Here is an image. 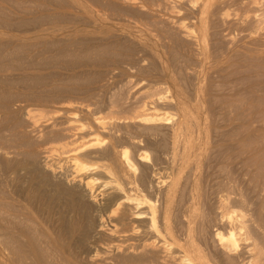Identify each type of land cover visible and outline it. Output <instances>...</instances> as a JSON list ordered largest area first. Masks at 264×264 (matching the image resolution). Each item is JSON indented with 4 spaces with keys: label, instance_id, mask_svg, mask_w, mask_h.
<instances>
[{
    "label": "rangeland",
    "instance_id": "obj_1",
    "mask_svg": "<svg viewBox=\"0 0 264 264\" xmlns=\"http://www.w3.org/2000/svg\"><path fill=\"white\" fill-rule=\"evenodd\" d=\"M70 134L158 226L176 176L172 233L193 219L210 264H264V0H0V264H179L115 250L101 195L67 200Z\"/></svg>",
    "mask_w": 264,
    "mask_h": 264
},
{
    "label": "bare ground",
    "instance_id": "obj_2",
    "mask_svg": "<svg viewBox=\"0 0 264 264\" xmlns=\"http://www.w3.org/2000/svg\"><path fill=\"white\" fill-rule=\"evenodd\" d=\"M72 114L73 115H71L69 119L70 122L77 119V118L74 119L76 115L74 113ZM144 115L145 116L143 115L140 116L142 118V119L140 118V120L143 121L144 119L145 122H147L148 119H151V121L158 119L159 121L160 118H162L161 120L164 119L165 121L166 118L165 116L164 117L159 116V114L158 116L155 114H153L154 116L151 114H149L150 116H147L148 114L146 115V113ZM97 120L99 119L97 118ZM175 128L176 130H173L174 132L172 131V135L173 133H175V135H178L179 129H177L178 127ZM175 135L173 136L177 137ZM72 137L73 135L70 134L68 137L69 140L66 141L61 146L62 148L61 152L71 162L72 169L70 170L69 173V175L71 176V178L69 177L70 178L69 180L72 181L73 186L72 188L63 187L62 192L65 194L67 200L70 201V203L80 202L84 210L90 209L89 202L95 201L97 199L96 196L98 194L102 196L104 208L108 209L111 213L109 215L110 216L113 215V217L117 215L116 218L112 220L113 222L111 221L112 222L111 227L107 228L106 231V234L109 235L110 237L117 238V241H115L117 243H115L114 245L115 250L123 251L124 253H126L125 254L126 256H131V257L137 256L138 254L150 253L154 255L159 262H165V261L169 262L171 261V259L172 260L179 259L180 261L179 264H210L204 252H202V250L197 246L195 241L196 239H194L193 236L194 230L191 225V223L194 222L193 219L192 221H190L191 220L190 218L188 219L189 222L186 224L185 230L182 233L183 235L181 238L180 237L178 238L177 235H174L172 233L173 230H171V226L169 222L170 218H168V207L169 204L171 205L172 203L173 200L172 198H174L175 185L177 183L176 176L175 177L171 176V178L167 177L168 179L159 177V181H160L159 183L161 184L163 183L165 187L164 183L167 182L166 184L167 186L164 188L163 191L164 208L162 209L161 219H160L161 221H160V225L158 226L155 217L156 210L150 198H148L147 195L142 193L137 188L138 186H133V182L131 185L128 183L130 186H126L128 185L126 184L125 185L126 188L123 187V185H121L122 183L119 177L122 176L123 173L122 169L124 170L125 173H129V172H133L135 168V164L131 160L128 151L126 149H122L119 151L118 149L112 148L111 157L122 168V169L120 168L119 171V172L122 171V173L119 174V177H116V179L117 178L119 179L118 182L116 181L115 178H113V176H117V175H114L115 174L113 173L114 171L110 170L111 169L109 168L110 166L108 167L107 165H105L101 169H99L98 165H94V166L89 165L88 162L82 157L83 156L82 151L85 150L84 148L87 145V143L76 145L74 141L75 138ZM191 152L192 151L190 150V153ZM190 153L188 151L186 153L187 155L185 153L184 154L188 156V154ZM193 155L195 156V154ZM137 157L141 160H145L147 158V155L144 153H139V156ZM177 169L178 168H176L175 171ZM51 171L53 172V169H50V172ZM111 172L113 173V176ZM124 175L125 174H123L122 176L123 178ZM132 177L133 176L131 175V179H133ZM131 179L129 178L130 181ZM126 182L127 180L125 181V183ZM99 187H103L106 190L105 191L103 190V192H101L102 189H100ZM191 199L192 200L190 205L192 207L194 202V197L192 196ZM83 201H89V202L83 203ZM232 219L235 218L233 217L229 218V225H231L232 227L229 226L231 227L230 228L231 230H229L230 232L228 233V236L226 238L227 242L223 240L224 237L218 232L220 234V238L218 242L221 248L225 249V251L230 250L231 245L236 242L237 239L235 238L236 237L235 231L236 230L239 231L242 228L241 224L239 225V223L236 226L235 224L236 222L234 223V220ZM102 230L104 231L103 225L100 224L98 231L101 232ZM174 255L177 258L173 259Z\"/></svg>",
    "mask_w": 264,
    "mask_h": 264
}]
</instances>
